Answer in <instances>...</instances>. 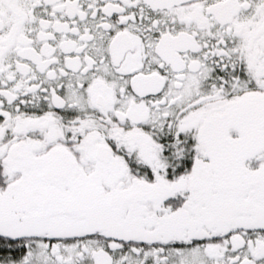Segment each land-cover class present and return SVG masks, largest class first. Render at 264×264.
<instances>
[{"label":"snow or ice","instance_id":"1","mask_svg":"<svg viewBox=\"0 0 264 264\" xmlns=\"http://www.w3.org/2000/svg\"><path fill=\"white\" fill-rule=\"evenodd\" d=\"M0 264H264V0H0Z\"/></svg>","mask_w":264,"mask_h":264}]
</instances>
